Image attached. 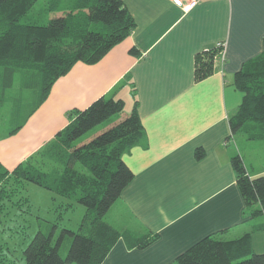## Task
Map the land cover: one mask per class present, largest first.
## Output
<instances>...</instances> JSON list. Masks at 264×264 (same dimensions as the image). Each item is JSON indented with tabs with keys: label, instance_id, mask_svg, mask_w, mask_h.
<instances>
[{
	"label": "crops",
	"instance_id": "crops-1",
	"mask_svg": "<svg viewBox=\"0 0 264 264\" xmlns=\"http://www.w3.org/2000/svg\"><path fill=\"white\" fill-rule=\"evenodd\" d=\"M124 2L134 31L98 62L78 61L59 77L17 133L0 136V162L14 169L69 124L72 109L104 95L124 100L121 115L137 105L144 135L123 155L134 178L105 219L133 237L156 238L138 248L121 236L101 264H179L206 235L237 238L264 223L238 185L230 126L242 100L235 74L264 51V0H201L187 11L173 0ZM221 41L225 57L196 80L198 54ZM39 116L43 129L25 151L14 140ZM249 173L264 175V167ZM251 246L264 253V229L253 231Z\"/></svg>",
	"mask_w": 264,
	"mask_h": 264
},
{
	"label": "trees",
	"instance_id": "trees-1",
	"mask_svg": "<svg viewBox=\"0 0 264 264\" xmlns=\"http://www.w3.org/2000/svg\"><path fill=\"white\" fill-rule=\"evenodd\" d=\"M37 1L0 0V66L8 70L4 82H12L13 67L34 69L40 75L36 105L9 134L23 126L47 98L54 82L76 62H98L136 28L124 0H70L62 4L65 6L58 0H48L46 14H53L46 18L30 15ZM216 53L212 48L198 54L196 80L214 72ZM235 86L242 92V100L230 116L232 135L242 131L249 140L264 142V51L236 72ZM124 108L122 98L104 95L84 109H72L69 124L40 148L35 157L20 162L12 170L0 162V184L14 175L75 199L86 208L79 228L62 227L57 238L58 224L47 221L48 228L38 230L24 249L27 264H101L121 236L130 246L138 248L148 246L156 238V235L133 237L105 219L134 178L123 155L144 135L137 105L130 114L121 115ZM105 121L108 122L95 136L80 140ZM203 154L202 149L197 151L198 157ZM231 162L251 215H264V175L252 176L241 154H234ZM263 229L264 223L256 224L251 231L232 239L206 235L179 254L177 261L179 264H264V253H256L251 246L253 231ZM67 239L64 255L60 250Z\"/></svg>",
	"mask_w": 264,
	"mask_h": 264
},
{
	"label": "rangeland",
	"instance_id": "rangeland-1",
	"mask_svg": "<svg viewBox=\"0 0 264 264\" xmlns=\"http://www.w3.org/2000/svg\"><path fill=\"white\" fill-rule=\"evenodd\" d=\"M58 1L62 5L70 0ZM46 3V0H38L30 15L49 17L51 13L46 14ZM13 68V80L10 84H6L4 79L8 70L0 66V136L7 134L3 139L10 137L9 132L32 111L39 96V84L37 83H39L40 75L38 71ZM124 111L127 113L126 108ZM114 118L115 116L111 119ZM107 122L96 125L80 140L95 136L96 132ZM41 124L40 116L34 118L29 128L16 137L14 140L16 145L28 151L25 146L37 138L43 129L40 128ZM233 136L231 144L235 152L243 157L248 170L253 172V166L256 169L264 167V142L249 140L242 131ZM38 150L27 155L23 161L35 157ZM45 166L48 167V165ZM85 211L86 208L78 204L75 199L67 198L33 181L17 178L14 175L8 176L0 184V264H27L24 249L38 230L45 231L48 228L50 223L47 221L58 224L55 234L57 238L62 227L77 230ZM68 240H65L60 250L64 255L68 248Z\"/></svg>",
	"mask_w": 264,
	"mask_h": 264
},
{
	"label": "built area",
	"instance_id": "built-area-1",
	"mask_svg": "<svg viewBox=\"0 0 264 264\" xmlns=\"http://www.w3.org/2000/svg\"><path fill=\"white\" fill-rule=\"evenodd\" d=\"M200 1L201 0H173L176 5L181 6L186 11L192 9ZM215 48L217 50V53L215 55V62H217L218 59H223L225 57V42H218Z\"/></svg>",
	"mask_w": 264,
	"mask_h": 264
}]
</instances>
